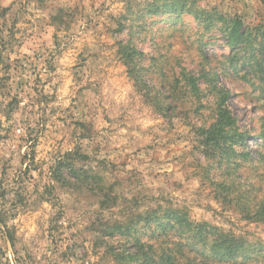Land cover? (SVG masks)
I'll return each mask as SVG.
<instances>
[{
	"label": "clouds",
	"instance_id": "obj_1",
	"mask_svg": "<svg viewBox=\"0 0 264 264\" xmlns=\"http://www.w3.org/2000/svg\"><path fill=\"white\" fill-rule=\"evenodd\" d=\"M189 3L218 25L239 21L253 35L264 26V0ZM146 4L0 0L13 65L0 63V77H11L0 92V264H119L129 233L142 245L135 255L156 264L168 254L185 264L192 245L224 239L264 248V146L249 155L232 144L222 165L205 151L224 127L216 101L229 91L250 129L264 125V64L204 60L184 29L135 55L129 40ZM171 213L167 237L135 231Z\"/></svg>",
	"mask_w": 264,
	"mask_h": 264
},
{
	"label": "trees",
	"instance_id": "obj_2",
	"mask_svg": "<svg viewBox=\"0 0 264 264\" xmlns=\"http://www.w3.org/2000/svg\"><path fill=\"white\" fill-rule=\"evenodd\" d=\"M152 8H154L152 10L154 13L188 12L187 10L190 6L188 0H165L163 4H153ZM191 14H195L197 19H204V23L208 28L214 24L212 21L216 20L214 17L207 15ZM221 31L225 33L228 39V46L232 48L231 53L228 55L230 67L235 68L236 64H239L241 59L247 62L257 57V63L264 64V34H262V37H260L258 33L253 35L251 32L247 31L239 21L227 27L222 25ZM238 49L245 51L243 57L240 56V51H238ZM134 54L138 55L141 53L134 49ZM230 95L231 92L229 91L216 101L217 106L221 108L218 115L220 120L224 122L223 129L216 135H210L208 140L205 141V143L208 144L205 151H212L219 156L218 165H222L227 157L235 155L232 144L247 148L249 155H252L248 147V139L250 136L247 131L241 130L238 125L237 117L228 105ZM258 145L262 146V144ZM173 219H178L175 213H171L164 218L149 217L146 223L147 227L150 228L152 232V237L150 239L160 240L162 237H167L171 229L176 227L175 224L169 223V221ZM135 231L139 233L138 228L135 229ZM126 240L128 241L127 245H125L120 252L113 255L115 261H119V264H156L152 255L148 252H144L142 255H135V250L142 247L138 238H131V233H129ZM132 244L133 248L131 246ZM195 249V245L188 248V252L192 255L185 264H192L193 260L196 261V264H211L212 262L219 263L235 260L240 253V244L235 240L224 239L217 242L215 247L211 249L205 251ZM159 264H179V261L173 255L168 254L161 256Z\"/></svg>",
	"mask_w": 264,
	"mask_h": 264
},
{
	"label": "rangeland",
	"instance_id": "obj_3",
	"mask_svg": "<svg viewBox=\"0 0 264 264\" xmlns=\"http://www.w3.org/2000/svg\"><path fill=\"white\" fill-rule=\"evenodd\" d=\"M164 1L165 0H147L144 15L140 21V24L143 25L141 33L129 40V44H133V41H135L133 48L141 53L138 55H142L143 50L146 47L153 48L154 46H158L159 41L164 38L166 34L168 35V38H171V33L173 31L184 29L189 31L190 34L195 37L196 48L204 60H215L217 65L220 67H224L225 65L230 66V59L228 55L231 53L232 48L228 46V39L225 36V33L221 31L222 25H218L216 20H214L212 21L214 24L208 28L204 23V19H197L195 14H191L189 12L154 13L152 11L154 9L152 8V5L155 3L163 4ZM189 6L191 7L192 5L189 3ZM5 15H7V13H5ZM13 23H15V21H13ZM256 33L260 34V37H262V34H264V26L258 25ZM10 43L11 41H4L0 38V63L4 64L5 71H11L13 68L12 64L5 62L6 57L3 55L6 45ZM13 63L18 64V61ZM242 66L243 65H240V67ZM10 78V76L6 75L0 77V92L5 95L7 93L3 90L7 87V80ZM228 105L237 117L238 125L241 130L247 131L250 136L248 139L249 151H251L252 155H258V144H262V146H264V125L261 126L259 131L255 128H249L244 112V103L242 100L234 99L233 93L230 95ZM4 139H7V136H0V140ZM194 147L196 146L194 145ZM55 174L60 175L59 169ZM217 182L226 183L227 178L223 175L217 174ZM7 191L8 189L0 188V197L4 196ZM138 229L140 235L147 234L149 239L152 237V232L150 231V228L147 227V223H145L142 228ZM145 229H147V231H145ZM127 242L128 241L125 239L124 246L127 245ZM131 246L133 248V244ZM77 247H79V245L73 244V253ZM195 250L198 249L196 248ZM261 258H264V248L245 250L242 249L240 245V253L235 260L219 263L212 262L211 264H253V260L259 261ZM113 261L115 262L114 257Z\"/></svg>",
	"mask_w": 264,
	"mask_h": 264
}]
</instances>
